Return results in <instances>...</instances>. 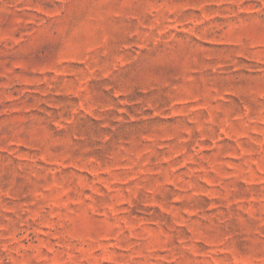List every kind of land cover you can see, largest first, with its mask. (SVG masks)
<instances>
[{"label": "rangeland", "instance_id": "obj_1", "mask_svg": "<svg viewBox=\"0 0 264 264\" xmlns=\"http://www.w3.org/2000/svg\"><path fill=\"white\" fill-rule=\"evenodd\" d=\"M0 264H264V0H0Z\"/></svg>", "mask_w": 264, "mask_h": 264}]
</instances>
